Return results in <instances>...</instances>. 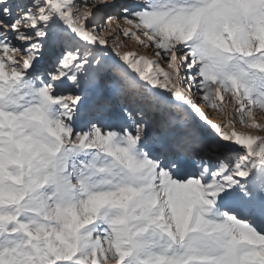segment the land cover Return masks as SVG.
<instances>
[{"label": "snow or ice", "instance_id": "snow-or-ice-1", "mask_svg": "<svg viewBox=\"0 0 264 264\" xmlns=\"http://www.w3.org/2000/svg\"><path fill=\"white\" fill-rule=\"evenodd\" d=\"M0 264H264V0H0Z\"/></svg>", "mask_w": 264, "mask_h": 264}, {"label": "rangeland", "instance_id": "rangeland-1", "mask_svg": "<svg viewBox=\"0 0 264 264\" xmlns=\"http://www.w3.org/2000/svg\"><path fill=\"white\" fill-rule=\"evenodd\" d=\"M130 46H132V47H135V44H134V42L130 45ZM214 122H217V123H219L220 122V117H219V115L217 114L216 115V117H215V119H214ZM225 131H227L228 129H224Z\"/></svg>", "mask_w": 264, "mask_h": 264}]
</instances>
